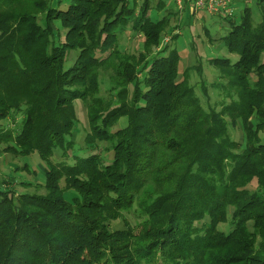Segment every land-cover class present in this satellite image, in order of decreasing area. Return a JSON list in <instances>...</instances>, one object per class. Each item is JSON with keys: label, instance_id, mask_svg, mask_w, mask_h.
I'll list each match as a JSON object with an SVG mask.
<instances>
[{"label": "trees", "instance_id": "obj_1", "mask_svg": "<svg viewBox=\"0 0 264 264\" xmlns=\"http://www.w3.org/2000/svg\"><path fill=\"white\" fill-rule=\"evenodd\" d=\"M167 5L0 0V143L45 177L0 180V264H264V5L205 30L238 57H208L216 103Z\"/></svg>", "mask_w": 264, "mask_h": 264}, {"label": "rangeland", "instance_id": "obj_2", "mask_svg": "<svg viewBox=\"0 0 264 264\" xmlns=\"http://www.w3.org/2000/svg\"><path fill=\"white\" fill-rule=\"evenodd\" d=\"M143 0H138V2H142ZM159 0H154V3L156 4ZM167 1V8L161 12L160 15L156 16L153 19H157L165 14V12L169 9H172L173 6H175L172 0H166ZM186 7L183 9V11H179L178 15H176L175 18V25L177 26V34L180 35L174 41L171 47H178V49L181 52L182 57L185 59L184 64L182 65V71L181 74L184 73L185 69L189 72V77L192 83L197 84L199 88L201 87V78L197 71H195V67L197 68L200 66L198 62V58L196 56V49L192 50L189 47V41H191V44L197 45V51H199V54L201 55L202 62V72H203V80L207 82L208 85V92L211 96V102L216 103L217 98L214 93V89L212 88V84L216 82V71L215 69L208 63V57L214 56V57H226L232 60L233 62H236L238 60V57L233 55H228V52L226 48L223 46H217L208 37V35L205 33L206 29L209 30L210 36L213 39H220L223 37L228 30L227 23L221 22L218 19H215L213 16H210L206 13H200L196 16L194 15V18L190 17L189 14H186L188 10H185ZM179 16V17H178ZM221 24H223L221 26ZM181 34H183L181 36ZM172 38L171 35H167L164 37L163 45L165 44H171L172 41L170 39ZM217 40V39H216ZM142 41H140L139 38H132L131 35L128 33L126 34V37L122 40V44L129 48L132 51L135 50H141V44ZM218 43V42H217ZM162 45V46H163ZM103 94H105V91H103ZM202 101L204 104H207L206 98L202 95L201 92H199ZM78 117L80 118L81 125L80 127L87 130L89 132V125H88V118H87V107L84 104H81L80 101L76 104ZM21 117L18 119L19 123L21 121ZM10 125V124H9ZM14 124H11V126ZM81 131V130H80ZM86 132L81 133L79 139L77 140L78 145L83 144V140L85 138ZM59 160V157H54L53 162H57ZM24 166H27L29 171H19L16 170L17 168H23ZM24 170V169H23ZM44 170V163L41 161V158L38 154H32L27 157H14L9 152H4V144L0 143V180H9L11 181V177L15 178V181L17 184L20 183V180H24L27 182L32 183H44L45 177L43 174ZM35 172V173H34ZM15 189L18 193H22L25 191H31L32 193H39V194H46L47 191L44 189L36 190V188H25L21 187L19 185H15ZM29 189V190H28ZM224 227V225H221Z\"/></svg>", "mask_w": 264, "mask_h": 264}, {"label": "built area", "instance_id": "obj_3", "mask_svg": "<svg viewBox=\"0 0 264 264\" xmlns=\"http://www.w3.org/2000/svg\"><path fill=\"white\" fill-rule=\"evenodd\" d=\"M179 11H183L186 4L195 12H204L210 16H232L236 7V0H173Z\"/></svg>", "mask_w": 264, "mask_h": 264}, {"label": "crops", "instance_id": "obj_4", "mask_svg": "<svg viewBox=\"0 0 264 264\" xmlns=\"http://www.w3.org/2000/svg\"><path fill=\"white\" fill-rule=\"evenodd\" d=\"M234 2H236L235 7H236L237 14H240L245 9H249V8L251 10H254L255 12L257 11L258 4L264 5V0H236ZM200 13H203V12H200ZM200 13L198 14L200 15ZM215 18L218 19V17H215Z\"/></svg>", "mask_w": 264, "mask_h": 264}]
</instances>
